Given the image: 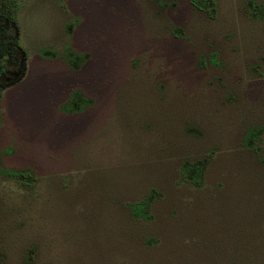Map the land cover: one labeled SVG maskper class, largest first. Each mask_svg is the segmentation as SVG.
<instances>
[{
    "label": "rangeland",
    "instance_id": "1",
    "mask_svg": "<svg viewBox=\"0 0 264 264\" xmlns=\"http://www.w3.org/2000/svg\"><path fill=\"white\" fill-rule=\"evenodd\" d=\"M216 4L19 0L0 168L34 185L0 174V264H264V0Z\"/></svg>",
    "mask_w": 264,
    "mask_h": 264
},
{
    "label": "trees",
    "instance_id": "2",
    "mask_svg": "<svg viewBox=\"0 0 264 264\" xmlns=\"http://www.w3.org/2000/svg\"><path fill=\"white\" fill-rule=\"evenodd\" d=\"M197 10L214 18L216 14V0H188ZM19 0H0V102L3 93L20 84L28 71V54L21 44V31L18 25ZM73 25L67 26V33H71ZM45 55V54H44ZM46 56V55H45ZM73 67L72 63L69 64ZM89 101L80 92H75L69 103L62 107L67 113H81L89 106ZM262 131L250 129L244 137L247 149H254L260 140ZM31 170H9L0 168V174L18 181L25 186H33L34 179ZM183 179L188 183L197 184V165L187 163L183 167ZM149 210V203L143 201L131 206L135 217L145 218Z\"/></svg>",
    "mask_w": 264,
    "mask_h": 264
},
{
    "label": "flooded vegetation",
    "instance_id": "3",
    "mask_svg": "<svg viewBox=\"0 0 264 264\" xmlns=\"http://www.w3.org/2000/svg\"><path fill=\"white\" fill-rule=\"evenodd\" d=\"M21 31V30H20ZM21 44H22V33H21ZM23 46V45H22ZM25 49V48H24Z\"/></svg>",
    "mask_w": 264,
    "mask_h": 264
},
{
    "label": "crops",
    "instance_id": "4",
    "mask_svg": "<svg viewBox=\"0 0 264 264\" xmlns=\"http://www.w3.org/2000/svg\"><path fill=\"white\" fill-rule=\"evenodd\" d=\"M22 40H23V32H22ZM22 44H23V42H22Z\"/></svg>",
    "mask_w": 264,
    "mask_h": 264
}]
</instances>
